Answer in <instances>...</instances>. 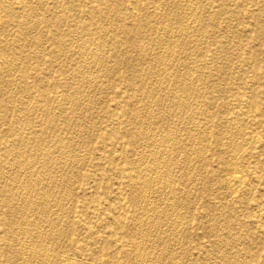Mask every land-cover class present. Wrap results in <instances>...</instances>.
<instances>
[{
	"label": "rangeland",
	"instance_id": "1",
	"mask_svg": "<svg viewBox=\"0 0 264 264\" xmlns=\"http://www.w3.org/2000/svg\"><path fill=\"white\" fill-rule=\"evenodd\" d=\"M259 214L264 0H0V264H264Z\"/></svg>",
	"mask_w": 264,
	"mask_h": 264
},
{
	"label": "bare ground",
	"instance_id": "2",
	"mask_svg": "<svg viewBox=\"0 0 264 264\" xmlns=\"http://www.w3.org/2000/svg\"><path fill=\"white\" fill-rule=\"evenodd\" d=\"M7 1V0H6ZM77 1V0H76ZM100 1V0H99ZM262 1V0H261ZM13 2V1H12ZM17 2V1H16ZM110 2V1H109ZM202 2V1H201ZM221 2V1H220ZM225 2V1H224ZM41 3V2H40ZM164 3V2H163ZM175 3H177V2H175ZM233 3V2H232ZM17 4H18V2H17ZM121 4V3H120ZM178 4V3H177ZM200 4V3H199ZM215 4V3H214ZM57 5H59L58 3H57ZM61 5V4H60ZM78 5V4H77ZM112 5V4H111ZM169 5H171V4H169ZM182 5V4H181ZM185 5V4H184ZM91 6V5H90ZM175 6V5H174ZM173 6V7H174ZM236 6V5H235ZM259 6V5H258ZM122 7H124V6H122ZM166 7V6H165ZM169 7V6H168ZM197 7V6H196ZM180 8V7H179ZM182 8V7H181ZM254 8V7H253ZM96 9V8H95ZM223 9V8H222ZM226 9V8H225ZM62 10V9H61ZM106 10V9H105ZM158 10V9H157ZM174 10V9H173ZM240 10V9H239ZM33 11V10H32ZM76 11V10H75ZM114 11V10H113ZM214 11V10H213ZM66 12V11H65ZM120 12V11H119ZM173 12V11H172ZM186 12H187V10H186ZM195 12V11H194ZM100 13V12H99ZM116 13V12H115ZM180 13V12H179ZM222 13V12H221ZM241 13V12H240ZM9 14V13H8ZM68 14V13H67ZM76 14V13H75ZM106 14V13H105ZM153 14V13H152ZM193 14V13H192ZM207 14V13H206ZM16 15V14H15ZM39 15V14H38ZM204 15V14H203ZM208 15V14H207ZM249 15V14H248ZM40 16V15H39ZM38 16V17H39ZM150 16V15H149ZM180 16V15H179ZM196 16V15H195ZM198 16H200V14L198 15ZM209 16V15H208ZM218 16V15H217ZM158 17V16H157ZM161 17V16H160ZM184 17H185V15H184ZM244 17V16H243ZM26 18V17H25ZM111 18V17H110ZM132 18V17H131ZM159 18V17H158ZM162 18V17H161ZM160 18V19H161ZM202 18V17H201ZM18 19V18H17ZM36 19V18H35ZM90 19V18H89ZM104 19V18H103ZM118 19V18H117ZM169 19V18H168ZM178 19H180V18H178ZM182 19V18H181ZM203 19V18H202ZM29 20V19H28ZM183 20V19H182ZM185 20V19H184ZM210 20V19H209ZM261 20V19H260ZM113 21V20H112ZM165 21H166V19H165ZM171 21V20H170ZM187 21V20H186ZM223 21V20H222ZM257 21V20H256ZM34 22V21H33ZM36 22V21H35ZM66 22V21H65ZM164 22V21H163ZM181 22V21H180ZM200 22V21H199ZM27 23V22H26ZM74 23V22H73ZM239 23V22H238ZM49 24V23H48ZM241 24V23H240ZM249 24V23H248ZM175 25H177V24H175ZM188 25V24H187ZM195 25V24H194ZM202 25V24H201ZM121 26V25H120ZM197 26V25H196ZM203 26V25H202ZM63 27V26H62ZM175 27V26H174ZM177 27V26H176ZM91 28V27H90ZM123 28V27H122ZM167 28V27H166ZM165 28V29H166ZM196 28V27H195ZM194 28V29H195ZM243 28V27H242ZM204 29V28H203ZM235 29V28H234ZM95 30V29H94ZM159 30V29H158ZM193 30V29H192ZM34 31V30H33ZM181 31H183V30H181ZM191 31V30H190ZM199 31V30H198ZM70 32V31H69ZM115 32V31H114ZM196 32V31H195ZM239 32V31H238ZM102 33V32H101ZM158 33V32H157ZM164 33V32H163ZM152 34V33H151ZM156 34V33H155ZM198 34V33H197ZM77 35V34H76ZM98 35V34H97ZM120 35V34H119ZM153 35V34H152ZM174 35V34H173ZM181 35V34H180ZM179 35V36H180ZM232 35V34H231ZM20 36V35H19ZM162 36V35H161ZM176 36V35H175ZM182 36V35H181ZM188 36H189V34H188ZM248 36H249V34H248ZM247 36V37H248ZM107 37V36H106ZM153 37V36H152ZM167 37V36H166ZM165 37V38H166ZM177 37V36H176ZM189 37H191V36H189ZM208 37V36H207ZM21 38V37H20ZM70 38H71V36H70ZM80 38H82V37H80ZM113 38V37H112ZM157 38V37H156ZM169 38V37H168ZM195 38H196V36H195ZM199 38V37H198ZM95 39V38H94ZM170 39V38H169ZM185 39V38H184ZM203 39V38H202ZM85 40V39H84ZM98 40V39H97ZM110 40V39H109ZM156 40V39H155ZM183 40V39H182ZM87 41V40H86ZM85 41V42H86ZM221 41V40H220ZM81 42V41H80ZM162 42V41H161ZM188 42V41H187ZM192 42V41H191ZM12 43V42H11ZM44 43V42H43ZM166 43V42H165ZM186 43V42H185ZM223 43V42H222ZM20 44H21V42H20ZM61 44V43H60ZM96 44V43H95ZM171 44V43H170ZM180 44V43H179ZM194 44V43H193ZM19 45V44H18ZM87 45H88V43H87ZM103 45V44H102ZM240 45V44H239ZM97 46V45H96ZM161 46V45H160ZM174 46H176L175 45V43H174ZM194 46V45H193ZM223 46V45H222ZM231 46V45H230ZM80 47V46H79ZM171 47V46H170ZM188 47V46H187ZM237 47V46H236ZM19 48H20V46H19ZM74 48V47H73ZM81 48V47H80ZM174 48V47H173ZM67 49V48H66ZM157 49V48H156ZM8 50V49H7ZM24 50V49H23ZM65 50V49H64ZM179 50V49H178ZM76 51V50H75ZM98 51V50H97ZM176 51V50H175ZM200 51V50H199ZM111 52V51H110ZM77 53H78V51H77ZM86 53V52H85ZM92 53V52H91ZM97 53V52H96ZM140 53V52H139ZM174 53V52H173ZM196 53V52H195ZM76 54V53H75ZM80 54V53H79ZM83 54V53H82ZM102 54V53H101ZM149 54V53H148ZM156 54V53H155ZM165 54V53H164ZM176 54V53H175ZM218 54V53H217ZM91 55V54H90ZM165 55H167V54H165ZM185 55V54H184ZM96 55H94V57H95ZM98 56V55H97ZM101 56V55H100ZM152 56H154V55H152ZM156 56V55H155ZM175 56V55H174ZM202 56V55H201ZM145 57V56H144ZM194 56H192V58H193ZM146 58H148V57H146ZM179 58V57H178ZM182 58V57H181ZM208 58V57H207ZM78 59V58H77ZM76 59V60H77ZM79 59H80V57H79ZM87 59V58H86ZM94 59V58H93ZM111 59V58H110ZM136 59V58H135ZM144 59V58H143ZM104 60V59H103ZM146 60V59H145ZM155 60V59H154ZM190 60V59H189ZM44 61V60H43ZM70 61V60H69ZM84 62V61H83ZM82 62V63H83ZM142 62V61H141ZM101 63V62H100ZM143 63H145V62H143ZM147 63V62H146ZM107 64V63H106ZM110 64V63H109ZM189 64V63H188ZM77 65V64H76ZM84 65V64H83ZM89 65V64H88ZM91 65H92V63H91ZM105 65V64H104ZM103 65V66H104ZM20 66V65H19ZM112 66V65H111ZM156 66V65H155ZM13 67V66H12ZM18 67V66H17ZM107 67V66H106ZM129 67V66H128ZM170 67V66H169ZM195 67V66H194ZM202 67V66H201ZM200 67V68H201ZM11 68V67H10ZM68 68V67H67ZM76 68V67H75ZM84 68V67H83ZM105 68V67H104ZM154 68V67H153ZM158 68V67H157ZM160 68V67H159ZM117 69V68H116ZM120 69V68H119ZM172 69V68H171ZM181 69V68H180ZM228 69V68H227ZM10 70V69H9ZM81 70V69H80ZM84 70V69H83ZM97 70V69H96ZM101 70V69H100ZM142 70V69H141ZM183 70V69H182ZM185 70V69H184ZM188 70V69H187ZM190 70H192V69H190ZM194 70V69H193ZM197 70V69H196ZM202 70V69H201ZM26 71V70H25ZM86 71V70H85ZM98 71V70H97ZM114 71V70H113ZM121 71V70H120ZM242 71V70H241ZM89 72V71H88ZM87 72V73H88ZM101 72V71H100ZM200 72H202V71H200ZM216 72V71H215ZM2 73V72H1ZM86 73V74H87ZM151 73V72H150ZM9 74V73H8ZM24 74V73H23ZM45 74V73H44ZM172 74V73H171ZM180 74V73H179ZM188 74V73H187ZM19 75V74H18ZM80 75V74H79ZM97 75V74H96ZM107 75V74H106ZM226 75V74H225ZM14 76V75H13ZM78 76V75H77ZM197 76V75H196ZM5 77V76H4ZM16 77V76H15ZM28 77V76H27ZM45 77V76H44ZM74 77V76H73ZM177 77V76H176ZM185 78V77H184ZM206 78V77H205ZM24 79V78H23ZM132 79V78H131ZM155 79V78H154ZM162 79V78H161ZM188 79V78H187ZM204 79V78H203ZM218 79V78H217ZM75 80V79H74ZM102 80V79H101ZM140 80V79H139ZM151 80H153V79H151ZM182 80H184V79H182ZM12 81V80H11ZM69 81V80H68ZM84 81V80H83ZM107 81V80H106ZM142 81V80H141ZM179 81H181L180 79H179ZM5 82V81H4ZM152 82V81H151ZM168 82V81H167ZM191 82V81H190ZM194 82H195V80H194ZM3 83V82H2ZM25 83H26V81H25ZM68 83V82H67ZM171 83V82H170ZM96 84V83H95ZM175 84V83H174ZM192 84V83H191ZM57 85V84H56ZM141 85V84H140ZM68 86V85H67ZM70 86V85H69ZM153 86V85H152ZM157 86V85H156ZM195 86V85H194ZM228 86V85H227ZM16 87V86H15ZM20 87V86H19ZM97 87V86H96ZM142 87H143V85H142ZM148 87V86H147ZM10 88V87H9ZM99 88V87H98ZM167 88V87H166ZM175 88V87H174ZM190 86L186 83V81L185 82H180V87H179V93H183V92H187V91H189L190 90ZM203 88V87H202ZM215 88V87H214ZM255 88V87H254ZM22 89H24V88H22ZM31 89V88H30ZM63 89V88H62ZM86 89V88H85ZM106 89V88H105ZM168 89V88H167ZM12 90V89H11ZM53 90V89H52ZM60 90V89H59ZM78 90V89H77ZM150 90V89H149ZM154 90H156V89H154ZM165 90V89H164ZM228 90V89H227ZM226 90V91H227ZM249 90V89H248ZM33 91V90H32ZM93 91V90H92ZM167 91V90H166ZM178 90H176V92H177ZM192 91V90H191ZM190 91V92H191ZM196 91V90H195ZM202 91V90H201ZM28 92V91H27ZM106 92V91H105ZM154 92V91H153ZM193 92V91H192ZM229 92V91H228ZM32 93V92H31ZM30 93V94H31ZM170 93V92H169ZM182 93H181V95H182ZM199 93V92H198ZM16 94H17V92H16ZM49 94V93H48ZM55 94V93H54ZM75 94V93H74ZM104 94V93H103ZM50 95H52V94H50ZM71 95V94H70ZM153 95V94H152ZM180 95V94H179ZM178 95V96H179ZM184 95H185V93H184ZM203 95V94H202ZM14 96V95H13ZM27 96V95H26ZM57 96V95H56ZM79 96V95H78ZM84 96V95H83ZM87 96V95H86ZM165 96V95H164ZM196 96V95H195ZM34 97V96H33ZM66 97V96H65ZM170 97V96H169ZM184 97V96H183ZM190 97V96H189ZM37 98V97H36ZM51 98V97H50ZM67 98V97H66ZM71 98V97H70ZM78 98V97H77ZM76 98V99H77ZM100 98V97H99ZM163 98V97H162ZM176 98V97H175ZM181 98H182V96H181ZM185 98V97H184ZM20 99V98H19ZM27 99V98H26ZM88 99V98H87ZM179 99V98H178ZM191 99H193V98H191ZM202 99V98H201ZM28 100H29V98H28ZM64 100H66V99H64ZM69 100V99H68ZM165 100V99H164ZM176 100V99H175ZM182 100H184L183 98H182ZM185 100H187V99H185ZM199 100V99H198ZM224 100V99H223ZM92 101V100H91ZM168 101V100H167ZM170 101V100H169ZM178 101V100H177ZM18 102V101H17ZM24 102V101H23ZM98 102V101H97ZM101 102V101H100ZM99 102V103H100ZM147 102V101H146ZM165 102V101H164ZM175 102V101H174ZM179 102V101H178ZM185 102V101H184ZM188 102V101H187ZM192 102V101H191ZM194 102V101H193ZM152 103V102H151ZM162 103V102H161ZM180 103V102H179ZM204 103V102H203ZM234 103V102H233ZM236 103V102H235ZM159 104V103H158ZM164 104V103H163ZM188 104H189V102H188ZM240 104V103H239ZM10 105V104H9ZM14 105V104H13ZM80 105V104H79ZM95 105V104H94ZM177 106H178V104H176ZM191 105H193V104H191ZM190 105V106H191ZM245 105V104H244ZM55 106V105H54ZM185 106H187L186 104H185ZM200 106H201V104H200ZM213 106V105H212ZM27 107V106H26ZM76 107V106H75ZM80 107V106H79ZM94 107V106H93ZM158 107V106H157ZM160 107V106H159ZM184 107V106H183ZM189 107V106H188ZM197 107V106H196ZM203 107V106H202ZM236 107V106H235ZM82 108V107H81ZM97 108V107H96ZM167 108V107H166ZM171 108V107H170ZM185 108V107H184ZM183 108V109H184ZM91 109V108H90ZM89 109V110H90ZM95 109V108H94ZM142 109V108H141ZM168 109V108H167ZM166 109V110H167ZM180 109V108H179ZM179 109H178V111H179ZM182 109V108H181ZM71 110V109H70ZM82 110V109H81ZM146 110V109H145ZM175 110H176V108H175ZM208 110V109H207ZM213 110V109H212ZM232 110V109H231ZM35 111V110H34ZM33 111V112H34ZM56 111V110H55ZM181 111V110H180ZM183 111V110H182ZM197 111V110H196ZM233 111V110H232ZM57 112V111H56ZM66 112V111H65ZM70 112V111H69ZM152 112V111H151ZM154 112V111H153ZM160 112V111H159ZM177 112V111H176ZM140 113V112H139ZM193 113V112H192ZM199 113V112H198ZM146 114V113H145ZM240 114V113H239ZM20 115V114H19ZM24 115H25V113H24ZM60 115V114H59ZM58 115V116H59ZM66 115V114H65ZM71 115V114H70ZM82 115H84V114H82ZM166 115V114H165ZM169 115V114H168ZM179 115H181V114H179ZM186 115H188V114H186ZM241 115V114H240ZM36 116V115H35ZM150 116V115H149ZM158 116V115H157ZM160 116V115H159ZM162 116V115H161ZM182 116V115H181ZM180 116V117H181ZM191 116V115H190ZM193 116V115H192ZM31 117V116H30ZM51 117V116H50ZM64 117V116H63ZM68 117V116H67ZM139 117V116H138ZM146 117V116H145ZM171 117V116H170ZM174 117V116H173ZM102 118V117H101ZM154 118V117H153ZM165 118H166V116H165ZM186 118H188V117H186ZM185 118V119H186ZM239 118V117H238ZM241 118V117H240ZM68 119V118H67ZM74 119V118H73ZM200 119V118H199ZM203 119V118H202ZM35 120V119H34ZM58 120H59V118H58ZM63 120V119H62ZM65 120V119H64ZM77 120V119H76ZM80 120V119H79ZM182 120H183V118H182ZM188 120V119H187ZM232 120H234V119H232ZM78 121V120H77ZM143 121V120H142ZM186 121V120H185ZM194 121V120H193ZM224 121V120H223ZM254 121V120H253ZM51 122H52V119H51ZM56 122V121H55ZM58 122H60V121H58ZM92 122V121H91ZM154 122V121H153ZM240 122V121H239ZM5 123V122H4ZM196 123V122H195ZM233 123V122H232ZM61 124H63V122H61ZM76 124V123H75ZM153 124V123H152ZM36 125V124H35ZM56 125V124H55ZM78 125V124H77ZM85 125V124H84ZM151 125V124H150ZM186 125V124H185ZM198 125V124H197ZM203 125V124H202ZM52 126H53V124H52ZM88 126V125H87ZM231 126H232V124H231ZM242 126V125H241ZM32 127V126H31ZM70 127V126H69ZM75 127V126H74ZM198 127H199V125H198ZM237 127H239V126H237ZM255 127V126H254ZM54 128V127H53ZM163 128V127H162ZM231 128V127H230ZM235 128H236V126H235ZM18 129V128H17ZM29 129V128H28ZM77 130H79L78 128H76ZM175 129V128H174ZM226 129V128H225ZM163 130V129H162ZM168 130V129H167ZM189 130V129H188ZM228 130V129H227ZM238 130H240V129H238ZM203 131V130H202ZM226 131V130H225ZM237 131V130H236ZM23 132V131H22ZM69 132V131H68ZM240 132V131H239ZM74 133V132H73ZM80 133V132H79ZM151 133V132H150ZM161 133V132H160ZM200 133V132H199ZM16 134V133H15ZM35 134V133H34ZM66 134V133H65ZM198 134V133H197ZM207 134V133H206ZM47 135V134H46ZM62 135V134H61ZM68 135V134H67ZM167 135V134H166ZM169 135V134H168ZM239 135V134H238ZM10 136V135H9ZM41 136V135H40ZM48 136V135H47ZM170 136V135H169ZM168 136V137H169ZM187 136V135H186ZM190 136V135H189ZM188 136V137H189ZM230 136V135H229ZM237 136V135H236ZM35 137V136H34ZM58 137V136H57ZM72 137V136H71ZM73 137H75V136H73ZM139 137V136H138ZM165 137V136H164ZM176 136H174V138H175ZM196 137V136H195ZM194 137V138H195ZM240 137V136H239ZM54 138V137H53ZM145 138V137H144ZM218 138V137H217ZM23 139V138H22ZM45 139V138H44ZM43 139V140H44ZM66 139V138H65ZM95 139V138H94ZM140 139V138H139ZM148 139V138H147ZM150 139V138H149ZM164 139V138H163ZM168 139V138H167ZM229 139V138H228ZM42 140V141H43ZM73 140V139H72ZM72 140H69V141H72ZM79 140V139H78ZM173 140V139H172ZM77 141V140H76ZM139 141H141V140H139ZM148 141V140H147ZM160 141V140H159ZM165 141V140H164ZM191 141V140H190ZM239 141V140H238ZM46 142V141H45ZM158 142V141H157ZM172 142V141H171ZM175 142V141H174ZM189 142V141H188ZM25 143V142H24ZM52 143V142H51ZM55 143V142H54ZM142 143V142H141ZM150 143V142H149ZM244 143V142H243ZM16 144V143H15ZM172 144V143H171ZM184 144V143H183ZM188 144V143H187ZM28 145V144H27ZM31 145V144H30ZM32 145H34V144H32ZM31 145V146H32ZM52 145V144H51ZM72 145V144H71ZM77 145V144H76ZM146 145V144H145ZM165 145H166V143H165ZM56 146V145H55ZM54 146V147H55ZM64 146V145H63ZM192 146V145H191ZM237 146V145H236ZM147 147V146H146ZM162 147H163V145H162ZM249 147V146H248ZM13 148V147H12ZM66 148V147H65ZM79 147H77V149H78ZM152 148V147H151ZM32 149H33V147H32ZM165 149V148H164ZM217 149V148H216ZM234 149V148H233ZM243 149V148H242ZM56 150V149H55ZM60 150V149H59ZM65 150V149H64ZM168 150V149H167ZM171 150V149H170ZM150 151V150H149ZM199 151V150H198ZM231 151V150H230ZM68 152V151H67ZM74 152V151H73ZM174 152V151H173ZM195 152V151H194ZM226 152V151H225ZM103 153V152H102ZM161 153V152H160ZM21 154V153H20ZM37 154V153H36ZM53 154H54V152H53ZM159 154V153H158ZM169 154V153H168ZM141 155V154H140ZM163 155V154H162ZM192 155V154H191ZM193 155H195L194 153H193ZM258 155V154H257ZM26 156V155H25ZM36 156V155H35ZM178 156V155H177ZM234 156V155H233ZM22 157V156H21ZM65 157H67V156H65ZM161 157H163V156H161ZM170 157V156H169ZM172 157V156H171ZM200 157V156H199ZM198 157V158H199ZM248 157V156H247ZM44 158V157H43ZM74 158V157H73ZM145 158V157H144ZM232 158V157H231ZM26 159V158H25ZM49 159V158H48ZM168 159V158H167ZM196 159V158H195ZM36 160V159H35ZM147 159H145V161H146ZM170 160V159H169ZM172 160H173V157H172ZM184 161V160H183ZM193 161V160H192ZM39 162V161H38ZM52 162V161H51ZM64 162H65V160H64ZM67 162V161H66ZM152 162V161H151ZM160 162V161H159ZM166 162V161H165ZM196 162V161H195ZM234 162V161H233ZM236 162V161H235ZM10 163V162H9ZM34 163H36V162H34ZM48 163V162H47ZM78 163V162H77ZM144 163V162H143ZM202 163H204V161L202 162ZM24 164V163H23ZM41 164V163H40ZM61 164V163H60ZM153 164V163H152ZM162 164V163H161ZM191 164V163H190ZM189 164V165H190ZM45 165V164H44ZM47 165V164H46ZM70 165V164H69ZM154 165V164H153ZM193 165V164H192ZM202 165V164H201ZM48 166V165H47ZM54 166V165H53ZM59 166V165H58ZM57 166V167H58ZM63 166V165H62ZM65 166V165H64ZM169 166V165H168ZM199 166V165H198ZM41 167V166H40ZM136 167V166H135ZM139 167V166H138ZM171 167H172V165H171ZM191 167V166H190ZM193 167V166H192ZM195 167V166H194ZM66 168V167H65ZM169 168V167H168ZM174 168H175V166H174ZM199 168V167H198ZM221 168V167H220ZM39 169V168H38ZM46 169H48V167L46 168ZM51 169V168H50ZM63 169V168H62ZM153 169V168H152ZM235 169V168H234ZM67 170V169H66ZM167 170V169H166ZM180 170V169H179ZM49 171V170H48ZM52 171V170H51ZM169 171V170H168ZM239 171V170H238ZM53 172V171H52ZM65 172V171H64ZM185 172V171H184ZM188 172H190V171H188ZM204 172V171H203ZM229 172V171H228ZM248 172V171H247ZM47 173V172H46ZM49 174L51 173V172H48ZM63 173V172H62ZM157 173V172H156ZM165 173V172H164ZM172 173V172H171ZM44 174V173H43ZM53 174H55V173H53ZM57 174V173H56ZM149 174V173H148ZM183 174V173H182ZM196 174V173H195ZM249 174V173H248ZM19 175H21V174H19ZM29 175V174H28ZM152 175V174H151ZM244 175V174H243ZM8 176V175H7ZM15 176H16V174H15ZM48 176V175H47ZM153 176V175H152ZM156 176V175H155ZM182 176V175H181ZM18 177V176H17ZM166 177V176H165ZM168 177V176H167ZM60 178V177H59ZM73 178V177H72ZM151 178V177H150ZM155 178V177H154ZM217 178V177H216ZM44 179V178H43ZM54 179H55V177H54ZM58 179V178H57ZM120 179V178H119ZM156 179V178H155ZM195 179H196V176H195ZM14 180V179H13ZM183 180H185V179H183ZM26 181V180H25ZM34 181V180H33ZM66 181V180H65ZM72 181V180H71ZM77 181V180H76ZM172 181V180H171ZM196 181V180H195ZM22 182V181H21ZM30 182H31V180H30ZM30 182H28V183H30ZM44 182V181H43ZM51 182H52V180H51ZM56 182V181H55ZM170 182V181H169ZM227 182H228V184L230 185L229 187H231V186H233V187H237L238 188V186H241L242 185V183L244 182V176H242L241 175V173H237V172H235V170L234 171H232L229 175H228V177H227ZM252 182V181H251ZM26 183V182H25ZM57 183H59V182H57ZM66 183H68V182H66ZM70 183V182H69ZM168 183V182H167ZM180 183V182H179ZM182 183V182H181ZM56 184V183H55ZM193 184V183H192ZM200 184V183H199ZM29 185V184H28ZM27 185V186H28ZM63 185H64V183H63ZM156 185H157V183H156ZM169 185V184H168ZM218 185V184H217ZM221 185V184H220ZM257 185V184H256ZM72 186V185H71ZM148 186V185H147ZM184 186V185H183ZM192 186V185H191ZM190 186V187H191ZM252 186V185H251ZM30 187V186H29ZM28 187V188H29ZM33 187V186H32ZM32 187L30 188V190L32 189ZM69 187V186H68ZM67 187V188H68ZM155 187V186H154ZM160 187V186H159ZM187 187V186H186ZM193 187V186H192ZM24 188V187H23ZM66 188V187H65ZM237 188H235V190H237ZM256 188V187H255ZM27 189V188H26ZM251 189V188H250ZM164 190V189H163ZM171 190V189H170ZM175 190V189H174ZM247 190V189H246ZM6 191V190H5ZM40 191V190H39ZM47 191V190H46ZM65 191V190H64ZM109 191V190H108ZM182 191V190H181ZM13 192V191H12ZM20 192V191H19ZM43 192H45L44 190H43ZM142 192V191H141ZM236 192V191H235ZM234 192V193H235ZM27 194H28V192H26ZM50 193V192H49ZM140 193V192H139ZM178 193V192H177ZM190 193H192V192H190ZM19 194V193H18ZM26 194V195H27ZM53 194V193H52ZM69 194V193H68ZM145 194V193H144ZM148 194V193H147ZM30 195V194H29ZM42 195H44V194H42ZM49 195V194H48ZM48 195H46V196H48ZM63 195V194H62ZM159 195V194H158ZM162 195V194H161ZM186 195V194H185ZM191 195V194H190ZM193 195V194H192ZM56 196V195H55ZM60 196V195H59ZM155 196V195H154ZM182 196V195H181ZM184 196V195H183ZM64 197V196H63ZM139 197V196H138ZM170 197V196H169ZM21 198V197H20ZM61 198V197H60ZM144 198V197H143ZM147 198V197H146ZM149 198V197H148ZM183 198V197H182ZM43 199H44V197H43ZM120 199V198H119ZM171 199V198H170ZM181 199V198H180ZM195 199V198H194ZM60 200V199H59ZM58 200V201H59ZM124 200V199H123ZM160 200V199H159ZM172 200V199H171ZM181 200H183V199H181ZM18 201V200H17ZM16 201V202H17ZM66 201V200H65ZM64 201V202H65ZM245 201V200H244ZM248 201V200H247ZM11 202V201H10ZM29 202V201H28ZM27 202V203H28ZM47 202V201H46ZM162 202V201H161ZM184 202V201H183ZM216 202V201H215ZM23 203H24V201H23ZM30 203V202H29ZM54 203V202H53ZM59 203V202H58ZM61 203V202H60ZM72 203V202H71ZM37 204V203H36ZM40 204V203H39ZM155 204H158V203H155ZM167 204V203H166ZM173 204V203H172ZM177 204V203H176ZM182 203H180V205H181ZM61 205V204H60ZM160 205V204H159ZM137 205H135V207H136ZM162 206V205H161ZM164 206V205H163ZM170 206V205H169ZM182 206V205H181ZM15 207V206H14ZM31 207H33V206H31ZM30 207V208H31ZM46 207V206H45ZM55 207V206H54ZM69 207V206H68ZM153 207V206H152ZM179 207V206H178ZM218 207V206H217ZM39 208H40V206H39ZM168 208V207H167ZM177 208V207H176ZM175 208V209H176ZM37 209V208H36ZM35 209V210H36ZM42 209V208H41ZM64 209V208H63ZM136 209V208H135ZM219 209V208H218ZM237 209V208H236ZM23 210V209H22ZM45 211H46V208L44 209ZM145 210V209H144ZM154 210H156V209H154ZM162 210V209H161ZM34 211V210H33ZM44 211V212H45ZM143 211V210H142ZM173 211V210H172ZM190 211V210H189ZM43 212V211H42ZM47 212V211H46ZM56 212V211H55ZM58 212V211H57ZM182 212V211H181ZM183 212H184V210H183ZM187 212V211H186ZM213 212H215V211H213ZM34 213H36L35 211H34ZM64 213V212H63ZM137 213V212H136ZM157 213V212H156ZM155 213V214H156ZM159 213V212H158ZM236 213V212H235ZM18 214V213H17ZM60 214V213H59ZM162 214V213H161ZM182 214V213H181ZM180 214V215H181ZM187 214V213H186ZM52 215V214H51ZM149 215V214H148ZM223 215V214H222ZM138 216V215H137ZM136 216V217H137ZM159 216V215H158ZM157 216V217H158ZM162 216H163V214H162ZM166 216V215H165ZM170 216V215H169ZM189 216V215H188ZM221 216V215H220ZM227 216V215H226ZM36 217V216H35ZM43 217H44V215H43ZM135 217V218H136ZM149 217V216H148ZM152 217V216H151ZM48 218V217H47ZM51 217H49V219H50ZM54 218V216L52 217V219ZM61 218V217H60ZM142 218V217H141ZM175 218V217H174ZM231 218H232V216H231ZM37 219H39L38 217H37ZM71 219V218H70ZM162 219V218H161ZM167 219H169V218H167ZM237 219V218H236ZM259 219L262 221V222H264V216H263V214H259ZM17 220V219H16ZM48 220V219H47ZM112 220H113V218H112ZM173 220V219H172ZM171 220V221H172ZM228 220V219H227ZM226 220V221H227ZM24 221V220H23ZM42 221V220H41ZM57 221V220H56ZM235 221V220H234ZM25 222V221H24ZM35 222V221H34ZM143 222V221H142ZM184 222H185V220H184ZM189 222V221H188ZM33 223V222H32ZM51 223H53V222H51ZM58 223V222H57ZM181 223V222H180ZM35 224V223H34ZM161 224V223H160ZM174 225H175V223H173ZM221 224H222V222H221ZM231 224V223H230ZM36 225V224H35ZM38 225V224H37ZM58 225V224H57ZM112 225V224H111ZM141 225V224H140ZM177 225V224H176ZM216 225H219V224H216ZM215 225V226H216ZM24 226V225H23ZM49 226H50V224H49ZM52 226V225H51ZM54 226V225H53ZM59 226V225H58ZM166 226V225H165ZM28 227V226H27ZM56 227V226H55ZM134 227V226H133ZM136 227V226H135ZM157 227V226H156ZM170 227V226H169ZM169 227H166L167 229L169 228ZM172 227V226H171ZM173 227H175V226H173ZM231 227V226H230ZM47 228H48V226H47ZM159 228H161V227H159ZM178 228V227H177ZM188 228V227H187ZM41 229V228H40ZM53 229V228H52ZM172 229V228H171ZM218 229V228H217ZM48 230V229H47ZM156 230V229H155ZM221 230V229H220ZM35 231V230H34ZM45 231V230H44ZM149 231V230H148ZM169 231H171V230H169ZM179 231V230H178ZM228 231V230H227ZM36 232V231H35ZM137 232V231H136ZM135 232V233H136ZM145 232V231H144ZM158 232V231H157ZM161 232V231H160ZM224 232V231H223ZM223 232H222V234H223ZM27 233V232H26ZM56 233V232H55ZM164 233V232H163ZM162 233V234H163ZM171 233V232H170ZM174 233V232H173ZM179 233V232H178ZM188 233V232H187ZM231 233H232V231H231ZM48 234H49V232H48ZM48 234H46V236L49 238V236H48ZM63 234V233H62ZM176 234V233H175ZM236 234V233H235ZM18 235V234H17ZM31 235V234H30ZM150 235V234H149ZM156 235V234H155ZM167 235V234H166ZM224 235V234H223ZM55 235L53 234V238H54V240L56 239V237H54ZM153 236V235H152ZM158 236V235H157ZM171 236V235H170ZM175 236V235H174ZM231 236V235H230ZM262 236V235H261ZM26 237V236H25ZM45 237V236H44ZM50 237H52V236H50ZM130 237V236H129ZM146 237V236H145ZM165 237V236H164ZM163 237V238H164ZM180 237V236H179ZM182 237V236H181ZM243 237V236H242ZM28 238V237H27ZM152 238V237H151ZM151 238L149 239L150 241H151ZM173 238V237H172ZM177 238V237H176ZM32 239V238H31ZM57 239H59V238H57ZM156 239V238H155ZM175 239V238H174ZM180 239V238H179ZM24 240V239H23ZM33 240V239H32ZM62 240V239H61ZM160 240V239H159ZM161 240H162V238H161ZM165 240V239H164ZM169 240H170V237H169ZM238 240V239H237ZM37 241V240H36ZM46 241V240H45ZM48 241V240H47ZM158 241V240H157ZM162 242H163V240H162ZM178 242H179V240H178ZM225 242V241H224ZM130 243V242H129ZM168 243V242H167ZM173 243H174V241H173ZM182 243V242H181ZM31 244V243H30ZM38 244V243H37ZM146 244V243H145ZM163 244V243H162ZM165 244V243H164ZM245 244V243H244ZM46 245V244H45ZM59 245V244H58ZM165 245H167V244H165ZM25 246V245H24ZM37 246V245H36ZM47 246V245H46ZM49 246H51V245H49ZM151 246V245H150ZM240 246V245H239ZM27 247H28V245H27ZM140 247V246H139ZM156 247V246H155ZM158 248V247H157ZM163 248V247H162ZM178 248V247H177ZM176 248V249H177ZM139 249H141V248H139ZM145 249V248H144ZM171 249V248H170ZM52 250V249H51ZM151 250V249H150ZM154 250V249H153ZM165 250V249H164ZM157 251V250H156ZM167 251V250H166ZM220 251V250H219ZM38 252V251H37ZM98 252V251H97ZM157 252H159V251H157ZM26 253V252H25ZM24 253V254H25ZM36 253V252H35ZM50 253V252H49ZM52 253V252H51ZM170 253V252H169ZM175 253V252H174ZM248 253V252H247ZM28 254H30V253H28ZM42 254V253H41ZM139 254H141V253H139ZM152 254V253H151ZM166 254V253H165ZM173 254V253H172ZM236 254V253H235ZM174 255V254H173ZM238 255V254H237ZM30 256V255H29ZM47 256V255H46ZM150 256V255H149ZM162 256V255H161ZM187 256V255H186ZM69 257V256H68ZM137 257V256H136ZM164 257V256H163ZM168 257V256H167ZM172 257H174V256H172ZM171 257V258H172ZM180 257V256H179ZM219 257V256H218ZM222 257V256H221ZM241 257V256H240ZM57 258H59V257H57ZM161 258V257H160ZM187 258V257H186ZM185 258V259H186ZM238 258V257H237ZM29 259V258H28ZM42 259V258H41ZM222 259V258H221ZM244 259V258H243ZM132 260V259H131ZM147 260V259H146ZM37 261V260H36ZM41 261V260H40ZM219 261V260H218ZM138 262V261H137ZM148 262V261H147ZM30 263H31V261H30ZM50 264V263H49ZM180 264V263H179ZM217 264V263H216ZM219 264V263H218Z\"/></svg>",
	"mask_w": 264,
	"mask_h": 264
}]
</instances>
